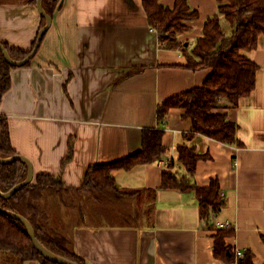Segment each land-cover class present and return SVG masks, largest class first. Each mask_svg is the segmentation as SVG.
<instances>
[{"label": "crops", "instance_id": "crops-1", "mask_svg": "<svg viewBox=\"0 0 264 264\" xmlns=\"http://www.w3.org/2000/svg\"><path fill=\"white\" fill-rule=\"evenodd\" d=\"M175 1L163 4L173 7ZM188 1L198 2L194 9L200 14L192 31L181 37L192 49L219 5L217 0ZM42 18L37 4L0 0V41L31 50L47 24L42 27ZM52 19L31 63L12 71L11 88L0 104L12 144L31 161L35 176H61L68 187L79 188L93 166L141 151L146 128L163 129L168 149L157 163L114 174L122 189L157 190L153 222L134 202L122 208L84 205V224L69 231L76 253L88 264H237L215 258L216 230L201 219L194 193L161 189L165 171L187 175L178 161V147L187 144L211 155L199 162L194 182L206 187L218 179L221 184L225 204L211 223H229L235 235L227 242L237 255L250 250L255 264H264V38L248 53L259 66L255 90L237 106L223 101L216 111L239 126L243 147H236L202 135L188 141L192 121L182 109L158 120L162 102L202 86L212 70H189L180 51L161 49L142 0H62Z\"/></svg>", "mask_w": 264, "mask_h": 264}, {"label": "trees", "instance_id": "trees-1", "mask_svg": "<svg viewBox=\"0 0 264 264\" xmlns=\"http://www.w3.org/2000/svg\"><path fill=\"white\" fill-rule=\"evenodd\" d=\"M37 1L24 0L25 3L33 5L37 4ZM217 2L218 13L205 21L203 35L197 39L194 47L189 49L187 41H182L181 37L192 31L191 22L199 20V11L193 9L188 0H176L173 7H167L163 0H142L149 26L158 34L159 47L180 51L187 59L184 67L189 70H212L202 86L162 102L157 109V117L162 122L167 119L172 109H182L185 119L192 121V129L186 134L188 141L202 135L224 145L243 147L238 137L239 126L229 119L227 113L216 111L222 107L223 101L237 106L241 99L250 96L256 88L259 66L248 53L257 49L261 38H264V0H217ZM61 6L62 0H43V8L52 18ZM222 16L227 21L226 26L223 24ZM46 21L43 17L42 27ZM37 39L38 37L29 51L14 49L7 43L0 42L10 57L19 62L29 57ZM30 63L31 61L26 65ZM16 68L18 66L11 64L0 48L2 98L11 88V73ZM164 134L163 129H144L141 151L114 163L93 166L87 173L85 183L79 188L68 187L61 176L38 174L31 184L21 188L11 198L5 199L0 195V254L9 256L8 264H23L32 260L39 264H60L47 259L36 249L26 226L2 212L7 210L27 218L33 225L37 238L47 250L77 264H88L76 253L70 237L57 234L50 228L51 221L55 222L53 213L57 211L51 204L52 196L47 195L50 192L62 199H66L70 194L84 198L82 202L72 204L79 203L77 210L80 214L78 220L75 219L76 224L72 223L73 227L84 224L83 210L84 205L88 204L96 205L97 208L115 205L122 208L131 206L130 203L134 202L152 223L157 190L122 189L117 185L114 174L116 171H131L137 166L154 164L161 160L168 153L167 147L163 144ZM18 155L20 154L12 144L9 120L0 114V158L8 159ZM72 156L73 145L69 158ZM210 159L209 152L200 154L195 147L180 145L178 161L186 168L187 175L178 177L170 170L165 171L162 175L161 189L195 194L201 219L207 223L209 229L216 230L214 235L216 259L225 263L255 264L252 251H245L242 256H238L235 249L228 244L227 239L235 235V229L222 228L210 221L211 216L217 215L225 204L221 184L218 179H214L208 186L200 187L193 180L199 162ZM28 170L27 163L22 160L0 163L1 192L8 193L17 184L25 181ZM108 209L105 211L111 214V210ZM57 215L59 217H55L56 222L61 224L63 212ZM128 219H121L120 224L127 226Z\"/></svg>", "mask_w": 264, "mask_h": 264}, {"label": "water", "instance_id": "water-1", "mask_svg": "<svg viewBox=\"0 0 264 264\" xmlns=\"http://www.w3.org/2000/svg\"><path fill=\"white\" fill-rule=\"evenodd\" d=\"M37 6H38V9L40 11V13L42 14V17H45L46 20H47V24L46 26L40 31L39 33V36H38V39H37V43H36V46L34 48V50L32 51V53L29 55V57H27L25 60L23 61H14L7 49L5 48V46L0 42V48L2 49L3 53H4V56L6 57V59L13 65L15 66H18V67H21V66H24L26 65L29 61H31L35 55L37 54L39 48H40V45H41V42L43 40V37L45 36L47 30L49 29V27L51 26L52 24V17L50 15H48L46 13V11L44 10L43 8V0H38L37 1ZM1 101H2V95L0 93V104H1ZM14 160H22L24 162L27 163L28 167H29V170H28V177L25 181L17 184L12 190H10L8 193H3L1 192L0 190V195L5 198V199H9L11 198L17 191H19L21 188H23L24 186L26 185H29L32 183V181L34 180L35 178V171H34V168H33V165L31 163V161H29L26 157L22 156V155H18L16 157H13V158H8V159H3V158H0V163H7V162H10V161H14ZM2 212L6 215H8L9 217L13 218V219H16L18 221H20L21 223H23L27 230H28V233H29V236L31 238V240L33 241L34 243V246L36 247V249L44 256L46 257L47 259L49 260H52L54 262H57V263H60V264H77L75 262H72L70 260H67L65 258H62V257H59L55 254H53L52 252H50L49 250H47L42 244L41 242L39 241V239L37 238V235H36V232H35V229L33 227V225L31 224V222L25 218L24 216L20 215V214H17V213H14L12 211H7V210H2Z\"/></svg>", "mask_w": 264, "mask_h": 264}, {"label": "rangeland", "instance_id": "rangeland-1", "mask_svg": "<svg viewBox=\"0 0 264 264\" xmlns=\"http://www.w3.org/2000/svg\"><path fill=\"white\" fill-rule=\"evenodd\" d=\"M198 5L199 4H198L197 1H193L191 7L194 9V8H197ZM222 20H223V24L226 26L227 25V21L224 19L223 16H222ZM197 22H198V20L197 21H193L191 23H197ZM201 34L203 35V32H201ZM202 35H200V36H202ZM200 36H195V38H196L195 41H197V38H199ZM47 195L48 196H52L51 197V201H52L51 204L54 207L58 206V207H61L63 209V210L56 211V213H53V217H54V221L55 222L51 221L50 228L51 229L53 228V230L57 234L59 233L60 235H65V236L69 237V230L72 231V229H73L72 223L74 222L76 224V222L78 220L77 218L80 215L79 214V210H77L79 208V205H78L79 203H77V205H76V203L74 205H72L74 203L75 195L71 194V195L67 196L66 199H62L60 196H56V195H54L51 192L48 193ZM61 212H63V216L61 217V220L63 222H61V224H60V223L56 222V218L55 217L58 218L59 216L57 214H59ZM75 219H77V220H75ZM8 259H9L8 255H6V254L1 255L0 254V264H8ZM32 261L33 262H37L35 260H32Z\"/></svg>", "mask_w": 264, "mask_h": 264}, {"label": "built area", "instance_id": "built-area-1", "mask_svg": "<svg viewBox=\"0 0 264 264\" xmlns=\"http://www.w3.org/2000/svg\"><path fill=\"white\" fill-rule=\"evenodd\" d=\"M220 227H222V228H225V227H230V224L229 223H221V224H218ZM239 254H241L240 252H239Z\"/></svg>", "mask_w": 264, "mask_h": 264}]
</instances>
